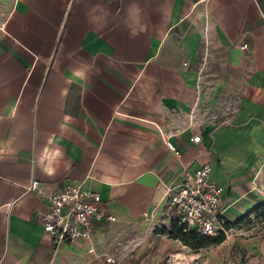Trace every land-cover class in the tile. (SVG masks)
I'll return each instance as SVG.
<instances>
[{
    "label": "crops",
    "instance_id": "1",
    "mask_svg": "<svg viewBox=\"0 0 264 264\" xmlns=\"http://www.w3.org/2000/svg\"><path fill=\"white\" fill-rule=\"evenodd\" d=\"M203 164L236 237L257 228L264 0H15L0 24V264H264L262 227L234 238L233 260L160 231L166 187ZM32 180L96 192L115 219L55 245Z\"/></svg>",
    "mask_w": 264,
    "mask_h": 264
},
{
    "label": "built area",
    "instance_id": "2",
    "mask_svg": "<svg viewBox=\"0 0 264 264\" xmlns=\"http://www.w3.org/2000/svg\"><path fill=\"white\" fill-rule=\"evenodd\" d=\"M173 135L175 131H169L163 134V138L166 146L177 154L169 140ZM191 141L198 145L199 134L193 135ZM210 175V165L203 164L192 173L185 172L177 188L166 187L162 202L165 225L175 223L183 226L184 230L195 229L212 237L223 235L226 238L229 234L236 233L234 226L226 225L229 219L221 206L222 187L212 181ZM26 189L44 197L47 210L41 224L43 231L51 237L55 245L88 239L93 222L115 219L102 209V199L98 193L84 190L78 185H63L47 194L42 192L39 181L32 180ZM144 215L148 217L147 214ZM106 261L113 260L108 257Z\"/></svg>",
    "mask_w": 264,
    "mask_h": 264
},
{
    "label": "trees",
    "instance_id": "3",
    "mask_svg": "<svg viewBox=\"0 0 264 264\" xmlns=\"http://www.w3.org/2000/svg\"><path fill=\"white\" fill-rule=\"evenodd\" d=\"M252 212H255L261 218H264V199L260 201L253 207ZM248 215L244 216L242 219H246ZM238 220L235 222H227V226H234ZM162 233H166L169 237L180 240L184 245L197 250L202 247H206L210 244H218L224 240L223 235L212 237L208 235L201 234L195 229L184 230L183 226H179L175 223H171L168 229L161 228Z\"/></svg>",
    "mask_w": 264,
    "mask_h": 264
},
{
    "label": "rangeland",
    "instance_id": "4",
    "mask_svg": "<svg viewBox=\"0 0 264 264\" xmlns=\"http://www.w3.org/2000/svg\"><path fill=\"white\" fill-rule=\"evenodd\" d=\"M14 2H15V0H0V24L2 22H4L6 16L10 12V10L12 9ZM246 227H248V226H246ZM253 227H257V228H255V229L250 228V231L244 230L242 232L243 234L240 236H237V237H239V238L241 237L242 239H247L249 237H252L255 234L254 232L258 231L257 230L258 227H262V230H264V218H260V221L257 222V225L253 224ZM236 233L229 234L230 236H228L226 238L223 236L224 240L227 239L229 243H222L224 240L220 242V260H221L222 256H224V255H222L224 253V249L226 251H229L228 257L231 260H233L234 257L238 258V256L236 254L241 253V251L243 250V249H241L242 247L239 245V242L236 239H234V238H237ZM260 236L264 237V233L261 234ZM211 245H216V244H210L208 246H211ZM244 256H245V258H244ZM250 256H252V255L249 254L246 256L245 254H242L241 255V261L244 262V259L246 261L250 260ZM173 260L174 259H172V261Z\"/></svg>",
    "mask_w": 264,
    "mask_h": 264
}]
</instances>
